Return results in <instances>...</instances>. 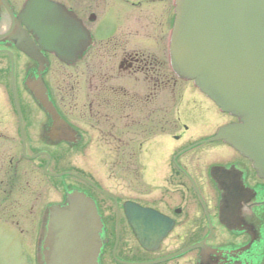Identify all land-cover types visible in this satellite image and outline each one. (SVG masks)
<instances>
[{"label":"flooded vegetation","instance_id":"1","mask_svg":"<svg viewBox=\"0 0 264 264\" xmlns=\"http://www.w3.org/2000/svg\"><path fill=\"white\" fill-rule=\"evenodd\" d=\"M159 1L0 0V227L18 233L20 264H46L48 206L71 190L90 196L101 217L100 264H264V179L229 144L208 141L234 119L204 95L191 92L198 105L187 122L176 116L175 0L161 14ZM49 8L60 25L53 42L72 46L66 58L47 49ZM162 40L163 59L143 49ZM222 115L230 120L185 138ZM176 125L183 132L170 133ZM92 143L113 158L121 194L60 165Z\"/></svg>","mask_w":264,"mask_h":264},{"label":"water","instance_id":"2","mask_svg":"<svg viewBox=\"0 0 264 264\" xmlns=\"http://www.w3.org/2000/svg\"><path fill=\"white\" fill-rule=\"evenodd\" d=\"M52 14L56 12L50 8L43 14L48 15L46 46L66 58L72 46L53 42L60 38V25ZM18 47L31 53L24 43ZM170 63L178 76L192 80L220 110L237 119L220 127L211 140L230 144L264 178V0H176ZM218 169L211 170L216 180ZM47 216L42 236L46 264H99L102 223L90 197L67 192L63 204L48 207Z\"/></svg>","mask_w":264,"mask_h":264},{"label":"rangeland","instance_id":"3","mask_svg":"<svg viewBox=\"0 0 264 264\" xmlns=\"http://www.w3.org/2000/svg\"><path fill=\"white\" fill-rule=\"evenodd\" d=\"M162 1H164L165 3H162ZM157 4H159L158 13L161 14L163 5L164 7H166L168 5V0H161V2L159 1V3ZM157 16L158 17L160 16L161 19H163L161 15H157ZM149 32H151V30H149ZM160 36H162L161 30H160ZM164 47H165V43L163 42V40L160 42V44L143 45V49H145L146 51H152V50L158 51L162 59L164 58ZM53 78L54 80L57 79L54 76ZM177 87L178 89L176 90V105H175L177 112L176 116L178 117L181 115L180 122H184V121L187 122L186 113L188 112V110H191L193 107L198 105V100H197L198 98H196L195 96L198 97L199 94L196 88L194 87V85L192 84V82L189 81L177 80ZM193 91L196 93L195 96L191 94V92ZM180 95H183L184 99H181ZM193 100L196 101V105ZM206 106L207 105H204L203 107ZM213 108L216 109L214 106ZM179 111L184 113H179ZM229 120L230 118L227 117L226 115L219 116V119L215 121L216 123H214L212 127H207V128L198 127L195 129H191L190 133H186L185 138H188V136L191 134V136L193 137L192 139H194V137L198 135L212 132V130L215 128L216 125H219L220 123H225ZM165 128L167 129V127ZM161 131H162V127H161ZM181 131L183 132L181 126L176 125L173 130L171 129L170 133L177 134L180 133ZM6 144L10 145V143H6ZM97 150H101V149H98V146H95L92 143L90 146L85 148V151L82 152V154L80 155L72 154L69 155L68 157H64V159L61 160L60 165H62L63 168H69V169L73 168L82 171L86 173L93 181L100 184L104 189L109 190L116 194H121V187L123 185L121 183L122 174L119 171L115 170V168L111 167L114 165V163H112L113 158L112 160L108 159V157L103 154L104 152L103 149L101 150V152ZM115 162H119V159H116ZM65 181L70 182L72 180L71 178L66 177ZM55 198L56 196H52L49 197V200H53V199L56 200ZM33 231H34V224L31 225V232L28 233L29 236L28 235L26 236H28V238H30V236H33ZM16 236H19L18 233L16 232V230H11V227H6V229L0 227V264H20L19 262L16 261L17 257L13 253L14 239L16 238Z\"/></svg>","mask_w":264,"mask_h":264},{"label":"clouds","instance_id":"4","mask_svg":"<svg viewBox=\"0 0 264 264\" xmlns=\"http://www.w3.org/2000/svg\"><path fill=\"white\" fill-rule=\"evenodd\" d=\"M0 11H2V10H0Z\"/></svg>","mask_w":264,"mask_h":264}]
</instances>
